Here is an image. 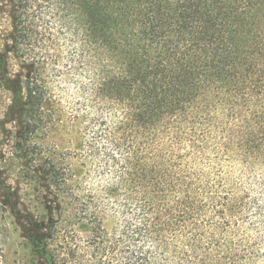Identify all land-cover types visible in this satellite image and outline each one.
<instances>
[{"label": "trees", "instance_id": "16d2710c", "mask_svg": "<svg viewBox=\"0 0 264 264\" xmlns=\"http://www.w3.org/2000/svg\"><path fill=\"white\" fill-rule=\"evenodd\" d=\"M1 17L68 264H264V0H0Z\"/></svg>", "mask_w": 264, "mask_h": 264}, {"label": "rangeland", "instance_id": "374dc122", "mask_svg": "<svg viewBox=\"0 0 264 264\" xmlns=\"http://www.w3.org/2000/svg\"><path fill=\"white\" fill-rule=\"evenodd\" d=\"M0 29V52L5 49L0 54V196L7 207L5 262L68 264L61 238L63 202L48 185L50 139L42 131L31 132L27 124L22 83L26 70L15 58L11 39L3 38L11 23L1 17ZM55 141L64 143L58 135Z\"/></svg>", "mask_w": 264, "mask_h": 264}]
</instances>
